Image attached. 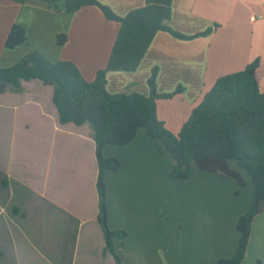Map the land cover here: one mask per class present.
I'll return each mask as SVG.
<instances>
[{"label":"crops","instance_id":"0c3cea01","mask_svg":"<svg viewBox=\"0 0 264 264\" xmlns=\"http://www.w3.org/2000/svg\"><path fill=\"white\" fill-rule=\"evenodd\" d=\"M100 2L121 17L145 5V0ZM13 24L25 28L27 39L7 49L5 41ZM167 25L195 37L182 40L159 31L134 72L107 73L109 92L149 95L147 82L157 68L158 94L182 89L169 99L157 100L158 119L178 135L219 78L242 71L256 59L260 61L256 77L260 90L264 91V0H173ZM119 29L120 23L108 20L97 6L69 13L44 0H27L23 4L0 0L1 66L13 65L36 50L54 62L72 61L87 81H93L98 71L107 66ZM208 29L210 33L202 34ZM59 35L66 36L63 45L58 43ZM45 86L48 85L41 82L40 87ZM77 127L86 129V134H80L79 138L89 147L94 165L90 176L92 210L83 214L65 200L44 195L40 205L35 202L22 212L15 206L9 207V200L0 198V264H23L27 257L34 256L46 261L48 255L54 256L55 264H60L66 251L67 231L73 232L71 264H74L86 226L90 224L98 235H103L97 222L98 166L94 131L89 123ZM103 153L121 162L117 172H105L109 227L125 228L124 223L115 220L119 213L123 218L131 216L144 224L143 218L134 214L140 204L156 203L155 187L160 190L162 183H179L169 180V163L144 128L138 129L129 144L108 145ZM229 165L242 175L245 186L240 187L219 174L202 172L194 164L189 179L182 183L183 193L170 221L160 222L155 264H217L219 259L234 255L240 238L236 224L253 202L254 186L236 161H230ZM20 215L22 222L18 220ZM116 243L117 239L114 246L118 253ZM104 247L105 241V257ZM242 264H264V211L253 220Z\"/></svg>","mask_w":264,"mask_h":264},{"label":"trees","instance_id":"16d2710c","mask_svg":"<svg viewBox=\"0 0 264 264\" xmlns=\"http://www.w3.org/2000/svg\"><path fill=\"white\" fill-rule=\"evenodd\" d=\"M25 3L27 0H9ZM56 9L74 13L86 6H97L108 20L120 23V29L111 50L106 68L98 71L93 81H87L72 61H51L39 51H31L18 62L0 67V93L7 87L22 91V81L40 80L53 88L52 103L62 125L89 123L94 131L95 156L98 166L96 188L98 193L97 222L105 247L116 264H123L114 240L124 239L127 232L112 230L108 225L105 172H117L121 162L106 157L103 149L108 145L124 146L136 136L138 129H146L155 141L158 152L170 164V176L187 180L191 166L202 172L219 174L240 187L245 186L242 175L230 167L234 160L250 176L254 198L249 210L243 214L236 230L240 235L236 252L222 258L217 264H242L249 245L253 220L264 211V91L256 77L258 59L242 71L219 78L203 101L192 111L178 135L173 134L157 117V100L169 99L182 89L170 94H158L154 68L148 79L149 95L137 92L111 93L107 89L108 72H134L148 51L155 35L166 31L182 40L195 36L184 35L167 25L171 19L173 0H145L141 8L121 17L100 0H44ZM210 29L202 34L210 33ZM27 39L25 28L13 24L5 41L7 49L23 44ZM63 45L65 35H59Z\"/></svg>","mask_w":264,"mask_h":264},{"label":"rangeland","instance_id":"374dc122","mask_svg":"<svg viewBox=\"0 0 264 264\" xmlns=\"http://www.w3.org/2000/svg\"><path fill=\"white\" fill-rule=\"evenodd\" d=\"M2 63L0 67H4ZM22 84L23 93L9 87L0 93V198L9 200V207L25 212L35 202L40 205L41 196L47 195L65 200L88 214L93 207L90 176L94 165L89 147L79 138L80 134H86V129H79L73 123L59 124L51 86L40 87V80L22 81ZM80 170L84 172L81 174ZM172 179L179 183H162L160 190L155 187L156 203L144 202L134 213L143 218L144 224L131 216L123 218L121 213L116 217V222L125 224L120 230L127 232V237L117 239L116 243L123 264H155L160 222L170 221L183 193L182 183L189 178ZM18 220L22 222V215ZM67 233L66 251L60 264L72 262L73 232ZM103 245V235H98L88 224L74 264H116L110 253L103 256ZM48 256L46 261L27 257L23 264H55L54 256Z\"/></svg>","mask_w":264,"mask_h":264}]
</instances>
